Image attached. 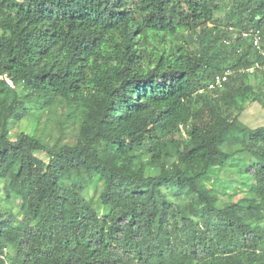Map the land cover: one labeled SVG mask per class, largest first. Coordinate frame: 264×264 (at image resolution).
Here are the masks:
<instances>
[{
	"label": "trees",
	"instance_id": "obj_1",
	"mask_svg": "<svg viewBox=\"0 0 264 264\" xmlns=\"http://www.w3.org/2000/svg\"><path fill=\"white\" fill-rule=\"evenodd\" d=\"M249 30L264 51V0H0V254L264 264V126L241 121L264 110V67L238 72L264 66ZM33 109L54 117L48 144L10 138Z\"/></svg>",
	"mask_w": 264,
	"mask_h": 264
},
{
	"label": "rangeland",
	"instance_id": "obj_2",
	"mask_svg": "<svg viewBox=\"0 0 264 264\" xmlns=\"http://www.w3.org/2000/svg\"><path fill=\"white\" fill-rule=\"evenodd\" d=\"M241 121L251 128L264 126V110L257 103H248L245 112L242 114ZM19 133L33 135L41 142L47 144L58 134L56 133L53 115H44L39 109H33L29 115L23 117V119L18 122H14L10 129V138L15 140ZM68 138L67 134L65 140L68 141ZM221 178L227 188L236 186L238 183L237 179H239V177L230 170L222 171ZM240 189L242 188L240 187ZM93 193L92 190H87L86 196L92 198ZM0 197L2 199L1 194ZM0 204L3 206V209L7 208L5 205L6 202L3 199L0 201ZM12 210L16 211L14 205L12 206Z\"/></svg>",
	"mask_w": 264,
	"mask_h": 264
},
{
	"label": "built area",
	"instance_id": "obj_3",
	"mask_svg": "<svg viewBox=\"0 0 264 264\" xmlns=\"http://www.w3.org/2000/svg\"><path fill=\"white\" fill-rule=\"evenodd\" d=\"M242 39L248 40L252 43L253 47L257 48L260 50V41H261V36H260V31L259 30H249V31H244L241 34ZM259 54L264 61V51H259ZM264 66H261L259 63H255L253 66L246 68V69H241L238 72L241 74H248V75H253L256 73L257 70L262 69ZM232 74L231 71H224L223 74H218L216 75L212 81L209 82L208 84V89L209 90H214L217 88H220L221 85L227 81L228 77ZM7 253L8 251L4 249L3 253L0 254V260L2 261L3 264H11L9 259L7 258Z\"/></svg>",
	"mask_w": 264,
	"mask_h": 264
}]
</instances>
